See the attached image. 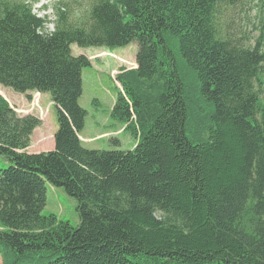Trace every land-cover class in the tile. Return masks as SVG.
Listing matches in <instances>:
<instances>
[{
    "label": "trees",
    "instance_id": "obj_1",
    "mask_svg": "<svg viewBox=\"0 0 264 264\" xmlns=\"http://www.w3.org/2000/svg\"><path fill=\"white\" fill-rule=\"evenodd\" d=\"M235 1L58 4L49 31L32 5L0 0V86L49 95L58 124L54 150L27 153L41 121L0 91L2 264H264V38L246 48L222 30ZM132 43L111 119L137 144L87 150L91 61L71 46ZM48 185L76 199L77 227L43 214Z\"/></svg>",
    "mask_w": 264,
    "mask_h": 264
},
{
    "label": "rangeland",
    "instance_id": "obj_2",
    "mask_svg": "<svg viewBox=\"0 0 264 264\" xmlns=\"http://www.w3.org/2000/svg\"><path fill=\"white\" fill-rule=\"evenodd\" d=\"M7 1L30 4L33 7L34 13L37 11L38 14H43L49 8L56 12L58 4H61V6L64 5L73 9L76 16L83 15L89 5L88 0ZM37 13L35 14L38 15ZM221 18L223 20L222 30L240 46L252 48L259 40L264 38V2L262 0H236L235 5H232L230 8H224L221 11ZM71 50L74 57L84 56L92 61L91 67L85 68L82 71L83 92L79 105L87 113L85 127L81 134L82 137L85 139L93 138L99 132L112 133L116 132L117 128H123L121 135L103 136L94 142H84L83 147L87 150L109 151L116 149L111 143V139H116L120 142V150H133L137 139L131 133L124 132V127L119 122L111 119V111L120 93L116 76L119 74L121 68H136L138 45L132 43L128 47L116 50L80 48L77 45H72ZM0 91L4 94L14 92L12 89L2 86H0ZM36 99L39 101L42 111L31 109L33 101ZM34 100L32 99L29 108H22L14 102L12 105L16 109L27 110L40 121L45 120L47 114H49L48 124L45 123L44 127L41 128L44 134L39 136L40 131L35 134L30 149V151H35L36 148L40 147L41 149L39 150L49 152L48 150L51 149L50 142L53 139L52 133L58 129L57 110L54 104L47 106L51 102L49 95L43 96L42 100L41 95H38ZM108 122L110 124H108V127H105ZM113 124L117 125L116 129H113ZM10 166L11 163L6 158L0 156V171L7 170ZM76 208V199L68 196L63 189L50 185L47 186V205L43 211L44 215H55L60 220L69 223L72 227H77L80 221ZM0 264H2L1 256Z\"/></svg>",
    "mask_w": 264,
    "mask_h": 264
},
{
    "label": "crops",
    "instance_id": "obj_3",
    "mask_svg": "<svg viewBox=\"0 0 264 264\" xmlns=\"http://www.w3.org/2000/svg\"><path fill=\"white\" fill-rule=\"evenodd\" d=\"M104 53V52H103ZM91 63H92V61H91ZM34 94H36V93H29L28 95H30L31 96V98L33 97V95ZM8 102H9V104L11 105V107L13 108V109H15L14 108V106L12 105V103L14 102L16 105H18V106H20V107H22V108H29L30 106H31V101L29 100L28 101V99H27V95H22V94H18V93H16L15 94V92H8V93H6V94H4V93H2L1 94ZM43 96H46V95H41V100H42V97ZM50 98V97H49ZM51 104H53L52 103V101L49 103V104H47V106H49V105H51ZM49 113V112H48ZM27 115H32L31 113H29L28 111H26V113H24V114H19V116L20 117H25V116H27ZM48 120H49V114H47V117L45 118V120H43V121H41L42 122V124H41V126L38 128V129H36L35 131H34V133H33V135H32V138H31V145H30V147L27 149V153H29V154H38V153H41V152H47V151H42V150H39V149H41L40 147H38V148H36L35 149V151H30V149H31V147H32V139H33V137L35 136V134L38 132V131H40V134H39V136H42L44 133H43V131H42V127H44V125H45V123H47L48 124ZM44 122V123H43ZM108 124H110V122H108L106 125H105V127H108ZM104 127V128H105ZM116 127H117V125L116 124H113V129L115 128L116 129ZM124 128H125V126H123ZM122 130H123V128L121 127V128H117V131L116 132H112V133H100L99 132V134H97L95 137H93V138H83L82 137V135H80V140L82 141V144L85 142V143H89V142H94V141H96L97 139H99V138H101V137H103V136H118V135H121V133H122ZM57 131V130H56ZM56 131H54V133H52V136H53V139L51 140V144H50V146H51V149L50 150H48V151H52V150H54V147H55V142H54V135H55V133H56ZM82 134V133H81ZM137 144V143H136Z\"/></svg>",
    "mask_w": 264,
    "mask_h": 264
},
{
    "label": "built area",
    "instance_id": "obj_4",
    "mask_svg": "<svg viewBox=\"0 0 264 264\" xmlns=\"http://www.w3.org/2000/svg\"><path fill=\"white\" fill-rule=\"evenodd\" d=\"M35 13H37V11H35ZM37 16L40 17V18H46L49 21V23L47 24V27L46 28L49 31H54V22L56 21V14H55V12L52 9L49 8L46 12H44L43 14H38ZM38 95L40 96V94H34L33 95V100ZM31 109L32 110L38 109V110L42 111V109H41V107L39 105V101L37 99L33 101V105H32V108ZM17 111L18 112H23V111H19V110H17Z\"/></svg>",
    "mask_w": 264,
    "mask_h": 264
}]
</instances>
